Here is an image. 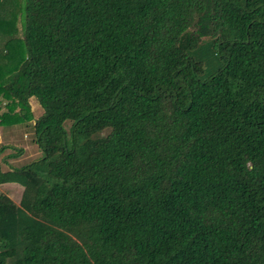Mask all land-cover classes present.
<instances>
[{"label": "trees", "instance_id": "1", "mask_svg": "<svg viewBox=\"0 0 264 264\" xmlns=\"http://www.w3.org/2000/svg\"><path fill=\"white\" fill-rule=\"evenodd\" d=\"M0 264H264V0H0Z\"/></svg>", "mask_w": 264, "mask_h": 264}, {"label": "crops", "instance_id": "2", "mask_svg": "<svg viewBox=\"0 0 264 264\" xmlns=\"http://www.w3.org/2000/svg\"><path fill=\"white\" fill-rule=\"evenodd\" d=\"M2 3L5 7L15 9L17 0H2ZM19 127V125L10 128L0 126V172H7L11 169L21 168L22 165L18 166L20 163L19 160L30 148V145H28L30 143L27 142L28 138H25L21 134L20 129H18ZM38 155L40 157L39 151L37 157ZM19 188L20 187H18L17 184H3L0 185V192L8 195L14 202H16L14 199V192H21V189ZM20 194L22 196V193ZM16 203L18 204L19 202Z\"/></svg>", "mask_w": 264, "mask_h": 264}, {"label": "rangeland", "instance_id": "3", "mask_svg": "<svg viewBox=\"0 0 264 264\" xmlns=\"http://www.w3.org/2000/svg\"><path fill=\"white\" fill-rule=\"evenodd\" d=\"M18 129H20L21 131V134L25 137V138H28L27 139V142H29L30 144V148L25 152V154L20 158V163L18 166H21V167H24L26 166L27 164H30L32 163L33 161L41 158L43 156V152L42 150L39 148L38 145H36L34 142H33V132H32V128L26 126V125H23V126H20ZM38 151L40 152V157L38 155L37 157V153ZM15 164V162H14ZM16 165V164H15ZM18 187H20L19 189H21V192L19 191H16L14 192V199L16 202H20V198H21V194L22 193V187L20 185H17ZM18 192V193H17ZM19 194V195H18Z\"/></svg>", "mask_w": 264, "mask_h": 264}]
</instances>
